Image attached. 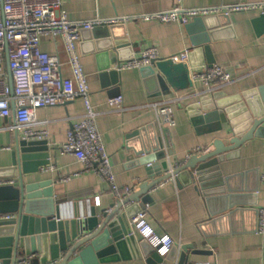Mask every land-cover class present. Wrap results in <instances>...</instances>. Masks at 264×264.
I'll return each mask as SVG.
<instances>
[{
    "label": "crops",
    "instance_id": "1",
    "mask_svg": "<svg viewBox=\"0 0 264 264\" xmlns=\"http://www.w3.org/2000/svg\"><path fill=\"white\" fill-rule=\"evenodd\" d=\"M257 1L259 0H62L61 11L70 19L135 17L165 11L176 5L200 8ZM226 15L229 23H220L213 29L209 45L216 61L214 64L224 67L237 80L208 96L198 94L206 86L200 80L192 82L191 74L190 82L185 88H173L170 85L167 91L159 89L154 81L146 79L140 69L119 70L117 84L111 78L105 81L100 68L106 60L97 56L99 52L96 39L88 36L87 32L82 33L78 50L87 75L92 104L95 109L106 111L99 115L97 125L120 187H130L135 192L143 184L157 178V175H150L147 165L139 162L138 156L131 158L134 153L132 147L138 148L139 141L148 143L147 147L153 149L161 138L163 150L167 142L170 146L168 153L165 150L166 158L169 157L173 165L181 163L195 148L211 150L215 139L227 140L231 136L230 121L223 122L218 115H214L210 121L202 119L197 124L194 123V117L206 112L203 102L209 100L214 105L210 109L219 110L225 109L220 108L222 106L219 103H228L233 119L238 121L245 115L249 102L254 103L256 99L246 94L257 91L254 95L260 98L264 93V16L256 10L234 11ZM213 20L210 19V22ZM113 26L115 36L124 37L123 41L130 44L123 48L119 63L151 46L158 48L160 57L175 58L180 62L178 55L185 48L192 47L197 52L196 55L184 61L190 73L192 67L210 66L203 46L193 45V41L202 39L197 34L201 24L194 19L188 24L130 19ZM41 48L49 54L57 55L62 62L68 59L62 37L42 36ZM119 63L112 64L111 68L117 69ZM63 71L65 75L70 74L67 65L63 67ZM215 92H221L222 96L215 98ZM172 93L188 97L174 105L177 124L168 129L165 137L160 132L156 112L146 105ZM118 94L124 97L125 109L109 111L108 99ZM84 111L85 104L80 97L36 109V117L40 123L35 129L48 131L45 139L54 149L50 150V164L41 167L37 173L26 176V181H53L58 188L55 199L66 208L79 201L101 210L109 208L116 200L109 184L97 173L87 170L86 165L73 154L63 153L60 148L67 141L68 130ZM14 123V117H0V168L10 163V152L15 147L16 131L5 128ZM134 132L138 134L130 138V134ZM19 133L23 136L22 132ZM236 151L238 156L221 163L224 176L232 177L231 186L239 189L234 192L239 196L235 198L232 209L228 208L226 213H220L219 206L214 202H207L196 185L183 184L179 188L175 179L169 178L149 190L152 202L141 209L148 210L147 220L158 235H169L174 240L176 253L166 255L161 261L154 259L151 263L146 257L125 254L124 258L109 264H181L183 246H187V252L182 264H264V232L258 231L261 213L264 214V182L261 181L264 174V138L254 137ZM68 176L70 179L63 181ZM97 197L99 203L95 199ZM134 233L138 241L143 240L138 232L134 230Z\"/></svg>",
    "mask_w": 264,
    "mask_h": 264
},
{
    "label": "water",
    "instance_id": "2",
    "mask_svg": "<svg viewBox=\"0 0 264 264\" xmlns=\"http://www.w3.org/2000/svg\"><path fill=\"white\" fill-rule=\"evenodd\" d=\"M210 19H214L213 22ZM228 19L226 14L194 18L196 23L201 24L197 34L202 39L193 41V45L203 46L210 66L216 62L209 45L212 31L220 23L228 24ZM113 25L96 26L83 30L82 33L87 32L88 36L96 39L99 52L97 56L106 60L100 68L102 78L105 81L111 78L117 84L120 71L111 66L121 61L123 48L130 44L123 41L124 37L115 36ZM196 53L194 49L189 59ZM201 68L194 67L195 70ZM140 70L146 79L154 81L164 91L169 90L170 85L173 88H185L190 82L187 65L176 59L160 57ZM9 80L13 84L10 72ZM256 92L246 94L256 98V102H249L245 115L238 121L233 119L228 103H219L222 106L220 108L225 107L219 110L210 109L214 105L209 100L203 102L206 112L194 117V123L197 124L202 119L210 121L214 115H218L223 122L230 121L231 136L227 140L215 139L213 149L193 154L181 163L173 165L166 158L161 138L153 149L147 147L148 143L139 141L138 148L132 147L134 153L131 158L138 156L139 162L147 165L150 175H157V178L143 184L139 190L123 199H116L109 208L101 210L79 201L68 208L61 206L60 201L55 199L58 188L53 181L28 183L26 176L37 173L41 167L50 164V150L54 147H50L46 139L25 138L16 131L10 163L0 168V178L15 180V184L0 186V214L15 215L13 219L0 221L1 264H20L26 257H30L31 264H109L124 258L125 254L146 257L150 263L154 259L163 260L147 240H137L130 218L135 215V211H140L145 204L152 202L149 190L169 178H174L179 188L183 184L196 185L207 202H214L219 206L220 213H226L228 208L232 209L235 198L239 196L234 192L239 189L231 186L232 177L224 176L221 163L238 156L236 150H240L254 137L264 138V93L257 98L254 95ZM214 96L219 98L222 93L215 92ZM220 129L222 130V126ZM137 134L138 132L131 133L129 137L134 138ZM182 250L181 264L186 258L187 246H183ZM175 251L177 248L173 247L169 255H173Z\"/></svg>",
    "mask_w": 264,
    "mask_h": 264
},
{
    "label": "built area",
    "instance_id": "3",
    "mask_svg": "<svg viewBox=\"0 0 264 264\" xmlns=\"http://www.w3.org/2000/svg\"><path fill=\"white\" fill-rule=\"evenodd\" d=\"M61 6L62 0H0V117H14V125L6 126L7 130L22 132L25 138L45 139L48 137V131L35 129L40 123L36 117V109L54 106L76 97L82 98L85 111L72 124L67 133V141L60 148L63 153L73 154L86 165L87 170L97 173L106 181L116 199L130 195L133 189L120 187L117 184L110 155L98 129L97 119L106 111L95 109L90 98L87 75L78 50L82 31L101 25L123 23L130 19L188 24L196 17L229 14L234 11L256 10L264 14V0L200 8L176 5L165 11H155L135 17L92 19H70L61 11ZM44 35L62 37L68 55L66 62H62L57 55L42 50L41 37ZM192 52L193 48L187 47L178 55V59L181 62L187 61ZM158 58H160L158 48L147 47L132 58L119 63L117 69L121 71L140 69L151 65L152 61ZM65 65L70 69L69 75H65L63 71ZM9 72L13 84L10 83ZM190 74L192 82L200 80L206 86L198 92L199 95L210 94L237 80L218 64L202 67L200 70L192 67ZM187 97L188 95L185 94L172 93L146 105L156 112L162 136L166 137L168 129L177 124L174 105ZM107 105L109 111L124 110V97L121 94L113 96L108 99ZM169 147L167 142L164 147L167 153ZM208 150L197 147L188 153L186 159L193 154ZM69 179V176L64 177L63 181ZM261 181L264 182V174L261 176ZM14 183L15 181L11 179H0V186ZM95 199L99 203V197ZM147 215L148 210L141 209L132 216L131 225L161 257H165L174 247V240L169 235H158L149 224ZM14 217L12 213L0 214V221ZM258 231L264 232L263 212L259 219ZM20 264H31L30 257L22 259Z\"/></svg>",
    "mask_w": 264,
    "mask_h": 264
}]
</instances>
